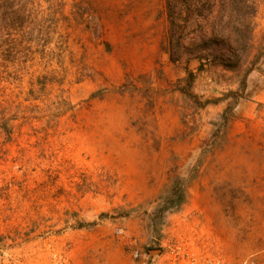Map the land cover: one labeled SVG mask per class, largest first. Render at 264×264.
<instances>
[{"label":"rangeland","instance_id":"1","mask_svg":"<svg viewBox=\"0 0 264 264\" xmlns=\"http://www.w3.org/2000/svg\"><path fill=\"white\" fill-rule=\"evenodd\" d=\"M38 3L26 50L0 67V115L17 116L10 137L0 130V264H47L70 244L79 257L108 245L123 262L119 227L138 264L176 243L264 264L263 60L224 132L226 104H201L236 90L235 75L170 60L166 0ZM177 180L187 201L166 211Z\"/></svg>","mask_w":264,"mask_h":264},{"label":"trees","instance_id":"2","mask_svg":"<svg viewBox=\"0 0 264 264\" xmlns=\"http://www.w3.org/2000/svg\"><path fill=\"white\" fill-rule=\"evenodd\" d=\"M16 1L0 0V67L10 64V55L26 50L27 31L34 30L40 23L38 0ZM166 9L170 25L169 56L173 63L195 60L200 62V71L209 63L235 75L236 90L201 104L202 107L226 104L220 124L225 132L235 110L246 98L250 76L259 71L258 65L264 62V50L253 57L256 4L254 0H166ZM189 77L192 88L194 73ZM186 93L200 103L191 89ZM6 118L7 114L0 115V130L10 137L15 132L17 116ZM186 201L185 191L177 180L164 200V210L179 208Z\"/></svg>","mask_w":264,"mask_h":264},{"label":"built area","instance_id":"3","mask_svg":"<svg viewBox=\"0 0 264 264\" xmlns=\"http://www.w3.org/2000/svg\"><path fill=\"white\" fill-rule=\"evenodd\" d=\"M113 243L122 244L129 253V259L123 262H116L109 259L110 248L108 245L99 247L94 254L88 253L83 257L76 255L75 244H70L63 250L54 252L47 264H138L143 259V252L138 247V241L130 238L129 234L121 227L115 229ZM106 254V255H105ZM103 255V256H102ZM157 264H259L254 257L243 260L239 263H232L220 257L203 256L196 254L190 246L184 243H176L160 250L156 256Z\"/></svg>","mask_w":264,"mask_h":264},{"label":"crops","instance_id":"4","mask_svg":"<svg viewBox=\"0 0 264 264\" xmlns=\"http://www.w3.org/2000/svg\"><path fill=\"white\" fill-rule=\"evenodd\" d=\"M110 255L108 256L110 260H118V256H115V255H111L112 253H109Z\"/></svg>","mask_w":264,"mask_h":264}]
</instances>
